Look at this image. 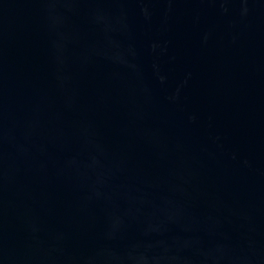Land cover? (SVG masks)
<instances>
[{
	"label": "water",
	"instance_id": "water-1",
	"mask_svg": "<svg viewBox=\"0 0 264 264\" xmlns=\"http://www.w3.org/2000/svg\"><path fill=\"white\" fill-rule=\"evenodd\" d=\"M0 264H264V0H0Z\"/></svg>",
	"mask_w": 264,
	"mask_h": 264
}]
</instances>
